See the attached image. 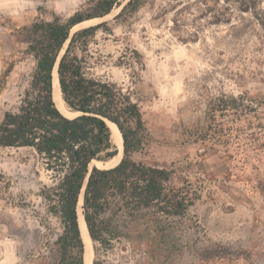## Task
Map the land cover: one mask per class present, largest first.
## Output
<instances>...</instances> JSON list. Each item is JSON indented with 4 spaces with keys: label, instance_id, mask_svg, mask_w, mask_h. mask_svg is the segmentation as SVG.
<instances>
[{
    "label": "rangeland",
    "instance_id": "1",
    "mask_svg": "<svg viewBox=\"0 0 264 264\" xmlns=\"http://www.w3.org/2000/svg\"><path fill=\"white\" fill-rule=\"evenodd\" d=\"M88 1L0 0V121L18 106L35 66L18 32L87 13ZM129 1L79 26L107 25L90 43L104 61L92 72L138 101L145 140L131 159L173 169L172 185L186 182L199 198L166 217L154 240L139 222L118 220L121 234L106 246L92 242L93 263L264 264V0L254 11L232 9L220 24L204 11L224 12L223 0H143L117 18ZM132 49L143 64L137 75L115 64ZM45 184L49 173L25 149L0 148V264H35L47 253L58 225L44 220Z\"/></svg>",
    "mask_w": 264,
    "mask_h": 264
},
{
    "label": "trees",
    "instance_id": "2",
    "mask_svg": "<svg viewBox=\"0 0 264 264\" xmlns=\"http://www.w3.org/2000/svg\"><path fill=\"white\" fill-rule=\"evenodd\" d=\"M141 1L127 2L117 18L135 11ZM213 1L218 4L220 0ZM223 2L230 3L224 12L214 7L205 9L209 23H228L232 9L239 13L254 11L260 0ZM88 3L92 7L87 13L77 11L65 21L58 16L50 21L37 20L18 32L26 45L24 53L34 60L35 66L18 106L4 112L0 121V148L25 149L51 179L50 185H42L39 195L45 206L44 220L52 217L58 231L53 234L47 253L39 254L35 264H83L76 207L85 181L82 213L92 242L102 246L122 233L118 220L139 222L155 234L154 240L166 217L183 215L199 198L186 182L180 187L172 185L173 169L131 159L130 155L140 151L145 140L138 101L132 91L92 72L104 61L98 52L96 56L91 53L90 43L99 30H108L107 25L102 22L70 36L74 26L108 14L118 2ZM63 48L57 76L67 109L82 113L73 119L64 117L52 101L51 72ZM115 64L130 68L133 75H137L135 66L143 67L135 49L125 52ZM102 118L120 131L124 155L113 168L89 169L95 161L105 162L117 154Z\"/></svg>",
    "mask_w": 264,
    "mask_h": 264
},
{
    "label": "water",
    "instance_id": "3",
    "mask_svg": "<svg viewBox=\"0 0 264 264\" xmlns=\"http://www.w3.org/2000/svg\"><path fill=\"white\" fill-rule=\"evenodd\" d=\"M105 16H103V17H100V18H96V19H98L99 21L100 20H102L103 18H104ZM93 20H95V19H93ZM86 21H91V20H86ZM86 21H84V22H86ZM84 22H82V23H84ZM82 23H80V24H82ZM100 22H98V23H96V24H99ZM80 24H78V25H76V26H79ZM96 24H91V25H88V26H85V27H81V28H78V29H74L76 26H74L72 29H71V32H70V36L74 33V32H76V31H78V30H81V29H84V28H88V27H90V26H94V25H96ZM66 45V44H65ZM65 45H64V47H65ZM63 50H64V48L62 49V51L60 52V54H59V56H58V58H57V60H56V63H55V65H54V67H53V69H52V72H51V76L53 75V73L54 72H56V74H57V63H58V59H59V57H60V55L62 54V52H63ZM59 97L61 98V100L63 101V98H62V94H61V91H60V87H59ZM59 97H58V94H57V91L54 89V87H53V85H52V101H53V103H54V105H55V107H56V109L64 116V117H66V118H69V119H73V118H75V117H77V116H80V115H82V113H79V112H76V114L77 115H75L74 117H67V116H65L63 113H62V111H61V106H60V104H59ZM63 103L65 104V102L63 101ZM66 106V105H65ZM104 121H105V123H106V121H108V122H110L109 120H107V119H105V118H102ZM110 123H112V122H110ZM112 124H114V123H112ZM115 125V124H114ZM115 127H116V129H117V131L119 132V134L121 135V133H120V131L118 130V128H117V126L115 125ZM110 130V139H111V142H112V144L115 146V149L117 150V154L114 156V157H116V156H118L119 155V153L121 154V158H120V160L118 161V163L117 164H115L114 166H112V167H109V168H100V167H97L96 165H94L96 168H98V169H110V168H113V167H115V166H117L120 162H121V160H122V158H123V155H124V153H123V139H122V136H121V151L119 150V147H118V139L116 138V137H114V135L112 134V131H111V129H109ZM92 168V165L90 164L89 165V169H91ZM86 182V181H85ZM85 182H84V184H83V187H82V189H81V192H80V195H79V199H78V202H77V206H78V203H79V200L81 199V206H82V204H83V192H84V187H85ZM81 209H82V207H81ZM76 212H77V207H76ZM82 215H83V213H82ZM83 220H84V216H83ZM84 222H85V220H84ZM77 223H78V229H79V233H80V239H81V242H82V245H83V264H93V246H92V240H91V238H90V236H89V233H88V236H89V240L91 241V244L89 245L88 243H87V241H86V239H85V235L83 234V232L80 230V228H79V217H78V215H77ZM86 224V223H85ZM87 232H88V230H87Z\"/></svg>",
    "mask_w": 264,
    "mask_h": 264
},
{
    "label": "bare ground",
    "instance_id": "4",
    "mask_svg": "<svg viewBox=\"0 0 264 264\" xmlns=\"http://www.w3.org/2000/svg\"><path fill=\"white\" fill-rule=\"evenodd\" d=\"M97 22V21H99L98 19H95V20H91V21H86V22ZM85 23V22H84ZM92 23H90L89 25H91ZM83 24V23H82ZM79 26H81V24L79 25ZM79 26H76L74 29H78V28H81V27H79ZM86 26H88V25H86ZM82 27H85V26H82ZM51 84L53 85V87H54V89L57 91V94H58V97H59V83H58V76H57V74H56V72H54L53 73V75H52V80H51ZM59 104H60V106H61V111H62V113L65 115V116H67V117H74L75 115H77L76 113H71L68 109H67V107L65 106V104L63 103V101L61 100V98L59 97ZM106 124H107V126H108V128L109 129H111V131H112V134L114 135V137H116L117 139H118V147H119V150L121 151V135L119 134V132L117 131V129H116V127H115V125L114 124H112V123H110V122H108V121H106ZM120 158H121V154L119 153V155L118 156H116V157H113L110 161H108L107 163H106V167L105 168H109V167H112V166H114L115 164H117L118 163V161L120 160ZM97 162H100V161H97ZM92 165V164H91ZM94 165H96V164H94ZM94 165H92V166H94ZM97 167H99L98 165H96ZM81 199L79 200V203H78V206H77V215H78V217H79V228H80V230L83 232V234L85 235V239H86V241H87V243L88 244H90V240H89V236H88V232H87V226H86V224H85V222H84V220H83V215H82V209H81Z\"/></svg>",
    "mask_w": 264,
    "mask_h": 264
}]
</instances>
